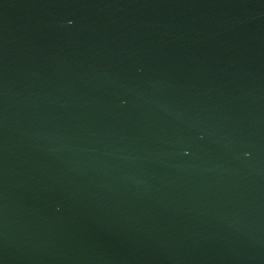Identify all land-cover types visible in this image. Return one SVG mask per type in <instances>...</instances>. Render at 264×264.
Listing matches in <instances>:
<instances>
[{
  "label": "water",
  "instance_id": "1",
  "mask_svg": "<svg viewBox=\"0 0 264 264\" xmlns=\"http://www.w3.org/2000/svg\"><path fill=\"white\" fill-rule=\"evenodd\" d=\"M0 264H264V0H0Z\"/></svg>",
  "mask_w": 264,
  "mask_h": 264
}]
</instances>
